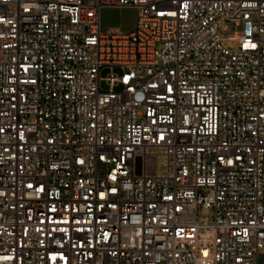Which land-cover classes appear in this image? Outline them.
<instances>
[{
	"label": "built area",
	"instance_id": "1",
	"mask_svg": "<svg viewBox=\"0 0 264 264\" xmlns=\"http://www.w3.org/2000/svg\"><path fill=\"white\" fill-rule=\"evenodd\" d=\"M0 264H264V0H0Z\"/></svg>",
	"mask_w": 264,
	"mask_h": 264
},
{
	"label": "rangeland",
	"instance_id": "2",
	"mask_svg": "<svg viewBox=\"0 0 264 264\" xmlns=\"http://www.w3.org/2000/svg\"><path fill=\"white\" fill-rule=\"evenodd\" d=\"M137 17V10L129 6H113V7H103L99 13L100 28L102 31L116 30L123 34H128L132 31ZM227 29L221 32L223 38L232 37L235 32L240 31V27H233L232 24H227ZM230 44V43H228ZM110 72L119 74L120 70L118 68L109 67L103 68L100 71L99 78L101 79L99 83V88L102 91H107L108 86L105 83V78ZM120 89H115L119 91ZM199 216L209 217L210 211L207 209H200Z\"/></svg>",
	"mask_w": 264,
	"mask_h": 264
}]
</instances>
